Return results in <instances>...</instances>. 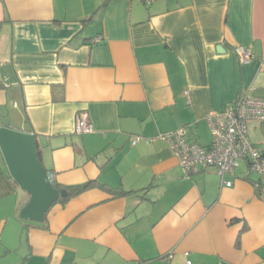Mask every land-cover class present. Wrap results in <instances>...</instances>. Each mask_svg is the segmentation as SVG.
Here are the masks:
<instances>
[{
  "label": "crops",
  "instance_id": "crops-1",
  "mask_svg": "<svg viewBox=\"0 0 264 264\" xmlns=\"http://www.w3.org/2000/svg\"><path fill=\"white\" fill-rule=\"evenodd\" d=\"M242 97L264 101V0H0V128L35 135L63 187L130 192L59 201L43 228L0 151V264H264V176H187L160 138L208 147ZM247 139L264 150V122Z\"/></svg>",
  "mask_w": 264,
  "mask_h": 264
},
{
  "label": "built area",
  "instance_id": "built-area-1",
  "mask_svg": "<svg viewBox=\"0 0 264 264\" xmlns=\"http://www.w3.org/2000/svg\"><path fill=\"white\" fill-rule=\"evenodd\" d=\"M235 53L242 62H249L252 58L251 53L242 47H237ZM209 119L212 124V143L208 147L193 141L187 128L160 136L169 143L185 174L191 176L213 167L223 177L235 173L241 164H245L250 174L264 176V150L247 139L248 122H264V101L242 97L229 105L225 113H213ZM75 133H93V126L86 114L78 116ZM223 183L227 187L233 185L232 182Z\"/></svg>",
  "mask_w": 264,
  "mask_h": 264
},
{
  "label": "water",
  "instance_id": "water-1",
  "mask_svg": "<svg viewBox=\"0 0 264 264\" xmlns=\"http://www.w3.org/2000/svg\"><path fill=\"white\" fill-rule=\"evenodd\" d=\"M0 151L13 181L30 195L20 218L28 223L44 224L52 206L68 197V192L54 188L35 135L4 126L0 128Z\"/></svg>",
  "mask_w": 264,
  "mask_h": 264
},
{
  "label": "trees",
  "instance_id": "trees-1",
  "mask_svg": "<svg viewBox=\"0 0 264 264\" xmlns=\"http://www.w3.org/2000/svg\"><path fill=\"white\" fill-rule=\"evenodd\" d=\"M48 173L50 175L49 171H48ZM50 177H51V175H50ZM52 184H53L54 188L57 189V190H63V189L67 190L68 197H66L65 199H60L59 200L60 202H63V203H66L71 198L76 197V196H78V195H80V194H82V193H84V192H86L88 190L95 189V188L103 189V190H106L107 192H110L111 194H113L114 198H117V197H120V196H125V195H128L130 193V192L124 191L122 189H115V188L109 187V186L101 184V183H99L97 181H90V182H87V183L82 184V185H76V186H70V187H63V186L57 184L55 181H52ZM257 185H258V189H257L258 190V194L260 195L261 192H262V187H263L262 181L259 180L257 182ZM27 195H28V197L30 199V195L29 194H27ZM29 199H28V201H29ZM28 201L26 202V204L28 203ZM19 217H20V215H19ZM46 225H47V223L45 221V223L40 225V226L43 227V228H46L47 227Z\"/></svg>",
  "mask_w": 264,
  "mask_h": 264
},
{
  "label": "rangeland",
  "instance_id": "rangeland-1",
  "mask_svg": "<svg viewBox=\"0 0 264 264\" xmlns=\"http://www.w3.org/2000/svg\"><path fill=\"white\" fill-rule=\"evenodd\" d=\"M240 169H243V170H244V166L241 165V168H240ZM252 175H253V174H252ZM254 177H255V174H254ZM20 191H21V193L23 194V196H24V195H27V193L24 192L23 190L20 189ZM27 197H28V195H27Z\"/></svg>",
  "mask_w": 264,
  "mask_h": 264
}]
</instances>
